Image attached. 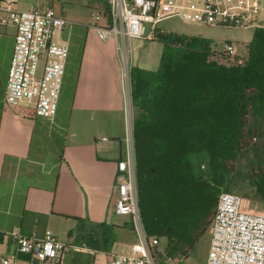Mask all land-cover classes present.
I'll return each instance as SVG.
<instances>
[{
  "label": "crops",
  "instance_id": "crops-1",
  "mask_svg": "<svg viewBox=\"0 0 264 264\" xmlns=\"http://www.w3.org/2000/svg\"><path fill=\"white\" fill-rule=\"evenodd\" d=\"M211 1L222 5L238 2ZM254 1L257 6L252 5ZM247 2L248 9H237L238 20L244 26H226L242 32L241 37L226 36L225 41L237 47L231 58L234 62L246 57L255 28L264 26V0ZM106 4L107 0H17L19 9L52 6L69 22L61 33L69 44V53L53 119L21 115L19 107L34 108L32 102L24 101L17 107L6 103L16 28L0 25V230L37 237L56 235L69 249L59 261H47L52 264H105L114 253H131L138 240L131 218L115 209L117 162L128 153L127 99L119 43L112 38L104 39L97 32V26L108 21ZM204 28L196 32L199 34L190 35L211 40L217 51L216 33L213 36L210 29ZM148 36L150 26L145 25L143 37L125 40V47L129 46L132 67L157 70L161 55L154 56L148 44L159 41ZM241 43L245 45L244 52ZM77 218L112 225L115 236L112 248H93L84 234L75 232ZM15 244L12 237L0 238V252H14ZM18 256L25 263L30 261L29 256Z\"/></svg>",
  "mask_w": 264,
  "mask_h": 264
},
{
  "label": "trees",
  "instance_id": "trees-1",
  "mask_svg": "<svg viewBox=\"0 0 264 264\" xmlns=\"http://www.w3.org/2000/svg\"><path fill=\"white\" fill-rule=\"evenodd\" d=\"M105 9L108 19V0ZM152 39L163 47L158 69H131L138 202L147 235L187 258L209 235L220 193L234 185L249 124L264 120V26L235 62L202 36L157 28ZM19 113L36 116L24 106ZM255 131L264 139V127ZM252 181L264 199V165ZM77 219L75 232L93 248H112V225Z\"/></svg>",
  "mask_w": 264,
  "mask_h": 264
},
{
  "label": "built area",
  "instance_id": "built-area-1",
  "mask_svg": "<svg viewBox=\"0 0 264 264\" xmlns=\"http://www.w3.org/2000/svg\"><path fill=\"white\" fill-rule=\"evenodd\" d=\"M108 4V21L97 26V32L102 38H112L119 43L122 83L127 99L125 141L128 153L117 162L115 209L131 218L138 240L132 245L131 253H114L105 264H186L181 254L170 256L166 253L164 239L149 237L144 229L137 193L133 128L131 135L129 133L132 66L125 40L143 37L145 25L150 26L148 37L152 39L158 24L172 16H179L190 24L244 26L238 20L237 9H248L249 4L247 0H238L236 5L215 4L211 0L201 4L178 0H108ZM252 5L257 6V2ZM68 23L52 6L33 5L19 9L17 0H0V25L16 28L5 91L8 105L18 106L29 101L37 116L55 117L69 53V44L61 38V33ZM236 51L234 43L223 44L222 52L231 57ZM242 203L243 197L236 192L220 193L205 264H264V214L245 211ZM5 236L12 237L16 247L9 254L0 252V264L57 262L69 249L67 243L51 233L37 237L0 230V238ZM19 254L29 256L30 261L25 263Z\"/></svg>",
  "mask_w": 264,
  "mask_h": 264
},
{
  "label": "rangeland",
  "instance_id": "rangeland-1",
  "mask_svg": "<svg viewBox=\"0 0 264 264\" xmlns=\"http://www.w3.org/2000/svg\"><path fill=\"white\" fill-rule=\"evenodd\" d=\"M182 2V0H178ZM211 28H208V27ZM206 27L209 30V34L215 35L216 44L214 46L218 49V52L222 51V44L226 41V36L236 34L241 37V30L238 28H228L226 26H211V25H200V24H189L185 22L179 16H172L170 18H166L162 22L158 24V28L166 30V31H176L184 34H199L200 30L203 31ZM211 37V36H209ZM212 39V38H211ZM148 43L150 40H147ZM151 45L149 49L150 52H155L154 56L161 55L162 45L159 42ZM222 46V47H221ZM240 49L242 52L245 51L244 43H241ZM135 115V107L131 102L128 106V123H129V133L131 135V131L133 128V119ZM250 125V135H248L246 141L248 145L240 151L238 158L234 161L235 163V175L233 182L234 185L229 189V191L236 192L243 197L242 209L248 212L256 213V214H264V199L260 197V195L256 192V188L253 185V176L255 173H258L260 168L264 165V157H263V146L264 139L261 137V134L256 133V128L264 127V120L253 119ZM259 125L260 127H257ZM129 135V136H130ZM251 139L250 143L249 140ZM109 227H111L109 225ZM211 233L209 231V235L206 238H203L197 245V248L190 253V255L185 258L186 264H205L207 258V252L210 242ZM88 263V261H87ZM45 264H52L50 262H46Z\"/></svg>",
  "mask_w": 264,
  "mask_h": 264
}]
</instances>
